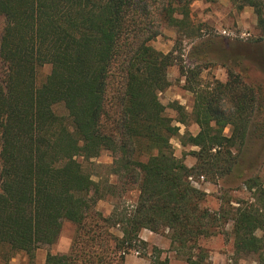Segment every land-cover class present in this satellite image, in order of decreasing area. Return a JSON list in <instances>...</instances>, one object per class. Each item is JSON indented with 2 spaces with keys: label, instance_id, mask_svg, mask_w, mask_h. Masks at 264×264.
Listing matches in <instances>:
<instances>
[{
  "label": "trees",
  "instance_id": "obj_1",
  "mask_svg": "<svg viewBox=\"0 0 264 264\" xmlns=\"http://www.w3.org/2000/svg\"><path fill=\"white\" fill-rule=\"evenodd\" d=\"M192 2L0 0L6 20L0 40V263L56 245L68 221L77 227L71 251L49 253L46 264H126L123 257L116 263L106 259L100 249L111 241L108 219L94 212L104 196L84 165L109 151L111 175L123 189L139 192L134 212L120 220L123 239L116 247H136L142 230L169 229L173 248L195 264L192 251L199 241L232 223L235 254H253L264 264V239L257 236L264 231L262 183L245 181L254 202L212 212L203 206L207 193L192 182L194 175L243 177L239 157L252 140V128L262 129L264 139V120L254 123L262 90L232 72L227 82L201 89L198 71L188 70L196 135L181 136L160 100L170 87L175 58L151 41L162 25H189ZM244 3L255 7L264 23V4ZM47 65L51 73L39 85L38 72ZM56 105L64 106L67 119ZM173 106L186 115L184 107ZM176 137L183 146L198 148L191 153L193 167L175 155ZM93 212L96 217L88 222ZM158 255L151 264H170Z\"/></svg>",
  "mask_w": 264,
  "mask_h": 264
},
{
  "label": "rangeland",
  "instance_id": "obj_2",
  "mask_svg": "<svg viewBox=\"0 0 264 264\" xmlns=\"http://www.w3.org/2000/svg\"><path fill=\"white\" fill-rule=\"evenodd\" d=\"M156 1L148 0L152 5L156 4ZM258 2L264 4V0H258ZM245 4L244 0H215L214 2L193 0L189 25L181 29L162 25L161 34L151 41V45L156 50L165 54L173 53L175 58V65L168 71L170 87L160 94V100L168 107L167 114L174 124L179 126L181 136L196 134L198 130L191 116L195 96L186 89V76L190 69L198 71L196 85H199L201 89H211L217 82H227L231 72L239 76L245 84L260 88L262 90L259 101L260 110L254 123L264 120V23H259L260 19L255 7ZM5 26L6 20L0 15V40ZM3 71L4 66L0 58V86L3 84ZM50 73L51 66L41 68L37 77L38 84H43ZM115 88L116 85L112 88V93L115 92ZM176 103L183 104L181 106L184 107L186 115H181L174 109L173 105ZM55 111L59 116L67 119L68 114L63 105H56ZM180 120H185V123H181ZM225 133L229 135L230 128H227ZM262 133V129L252 128V140L249 141L245 152L240 153L242 178H238L236 174L226 178L214 176L205 178V176L194 175L193 184L207 193V198L203 202L205 208L217 212L222 206L227 209L238 207L239 201H255L254 191L249 190L246 182L251 178L257 179L264 187V139L259 137ZM181 140H183L181 137L172 140L175 155L188 161L189 164L191 161L195 162L196 158L191 153L198 148L188 144L183 146ZM112 164L113 155L109 151L102 152L98 158L84 164L94 180L99 182L103 191L104 197L98 201L94 212H100L104 218L108 219L106 226L111 234V241L100 248L105 251L103 255L106 259L116 263L123 257L126 264H151L152 260L159 256L158 253L162 259L168 258L169 255L163 254L165 252L174 253L173 264H189L185 260L184 250L176 251L173 248L169 229L154 233L170 243L164 251L154 246L150 248L141 237L139 242L134 243L136 247L130 249L116 247V242L123 239V225L120 220L134 212L139 192L137 187L123 189V183L111 175ZM241 205L243 206L244 203ZM94 212L88 222L96 217ZM76 230L75 224L65 221L59 242L51 247L40 248L41 253L68 254L71 251ZM257 236L264 239V231H258ZM135 250H138L140 255H136ZM192 252L193 260L198 264H215L216 257L220 260V264H258L257 256L253 254H235L232 223L219 228L215 236L201 239L198 247ZM200 254H204V259L201 261H199ZM0 264H37V257L21 252L15 254L8 262L2 261Z\"/></svg>",
  "mask_w": 264,
  "mask_h": 264
},
{
  "label": "crops",
  "instance_id": "obj_3",
  "mask_svg": "<svg viewBox=\"0 0 264 264\" xmlns=\"http://www.w3.org/2000/svg\"><path fill=\"white\" fill-rule=\"evenodd\" d=\"M178 105H180L179 103H177ZM182 106H183V104H181ZM180 105V106H181ZM168 110V109H167ZM179 127V126H178ZM181 131V130H180ZM199 132V127H198V130H197V133ZM196 133V134H197ZM196 134H193V135H196ZM182 135H184V134H182ZM196 148V147H195ZM185 163L189 166V167H193L194 165H195V163H196V160H195V162H193V161H191L190 162V164L188 163V161L186 162L185 161ZM140 237H141V239L144 241V242H146V243H148L149 244V247L150 248H152L153 246L154 247H157L158 249H160L161 251H164L166 248H168L169 246L168 245H170V243L165 239H162V238H160V236L159 235H157V234H154L153 232H151V231H148V230H142V232L140 233ZM163 253V252H162ZM163 254H167V255H169V257H168V259H169V261L170 262H172V255L174 254V253H163ZM34 255H36V257H37V264H46V261H47V255L46 254H42L41 253V251H40V249H38L36 252H35V254ZM33 255V256H34ZM214 260H215V264H220V260H218V258L216 257V258H214ZM170 264H173V262L172 263H170Z\"/></svg>",
  "mask_w": 264,
  "mask_h": 264
},
{
  "label": "built area",
  "instance_id": "obj_4",
  "mask_svg": "<svg viewBox=\"0 0 264 264\" xmlns=\"http://www.w3.org/2000/svg\"><path fill=\"white\" fill-rule=\"evenodd\" d=\"M134 253H135L136 255H140V252H139L138 250H135Z\"/></svg>",
  "mask_w": 264,
  "mask_h": 264
}]
</instances>
